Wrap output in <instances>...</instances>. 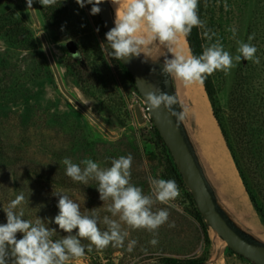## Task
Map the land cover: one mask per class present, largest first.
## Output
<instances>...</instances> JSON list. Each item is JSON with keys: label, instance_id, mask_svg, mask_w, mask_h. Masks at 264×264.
I'll return each mask as SVG.
<instances>
[{"label": "rangeland", "instance_id": "374dc122", "mask_svg": "<svg viewBox=\"0 0 264 264\" xmlns=\"http://www.w3.org/2000/svg\"><path fill=\"white\" fill-rule=\"evenodd\" d=\"M34 6L40 26L27 9L26 0H0V224L6 223L3 209L21 193L25 202L19 208L24 210V219L33 223L41 219L47 227L56 229L54 239L68 233L54 223L59 214V198L52 195L53 191H62L79 203L82 214L91 215L95 209L101 220L105 215L111 216L107 212L111 200H100L98 182L89 180L87 185L73 182L66 176L62 160L69 157L79 164L83 159H92L101 168H109L112 159L131 153L130 182L145 195H151L149 176L174 180L180 196L173 203L179 210L154 203L153 211L167 209L170 213L168 223L158 229L155 237L146 230L122 225L129 231L124 247L109 245L98 252L93 246L88 251L90 242L85 239L81 241L85 256L70 264H162L166 255L203 256L205 264H252L232 253L223 240L217 247L210 228V236L206 234L186 187L174 175L170 152L158 139L151 119L148 116L145 121H138L135 106L143 105V99L128 74L108 56L111 49L100 15H91V5L80 8L76 0H58L56 5L46 8L34 0ZM57 6L65 10L64 18L60 26L51 28L46 15ZM112 8L116 15L113 5ZM198 15L205 25L200 28L203 46L208 45L203 32L210 29L217 34L213 42L219 38L224 50L233 57L238 54V41L249 43L248 36L255 34L250 43L259 50L264 71V0H210ZM229 28L237 30L234 38ZM42 32L68 89L114 135L102 130L63 93L47 57ZM102 43L105 51L101 49ZM156 47L153 44L145 50ZM241 62L242 59L234 61L236 66L227 75L217 71L209 76L221 115L232 107L240 68L244 69ZM255 166L256 195L264 211V158ZM251 203L264 223L252 200ZM172 222L175 227L169 228ZM98 227L107 230L103 223ZM77 232L74 229L72 234ZM20 238L22 234L17 233V239ZM153 238L159 241L155 246L149 243ZM133 239L137 244L129 253L127 244Z\"/></svg>", "mask_w": 264, "mask_h": 264}, {"label": "clouds", "instance_id": "9594fccd", "mask_svg": "<svg viewBox=\"0 0 264 264\" xmlns=\"http://www.w3.org/2000/svg\"><path fill=\"white\" fill-rule=\"evenodd\" d=\"M38 2L46 8L56 5L58 0ZM104 2L105 0H76L80 8L86 4L91 5L90 14L93 16L101 12L100 5ZM33 3L34 0H26L27 9L32 10ZM110 3L115 7V26L105 36L111 49L108 56L112 59L121 61L138 58L141 53L146 59L151 58L145 49L156 44L160 50L166 48L173 54L169 59L160 51L159 56H164L161 75L167 74L181 81L185 87L202 85L207 77L217 71L227 75L241 59L254 64L260 63L259 57L256 56L258 49L250 43L255 34L248 36L249 43L238 41V54L234 57L224 50L219 38L213 42L217 34L210 29L203 32L208 45L204 47L201 55L195 56L190 52L185 54L177 50L181 36L190 35L194 27L205 26L198 15L199 0H110ZM224 8L225 11L229 10L226 2ZM227 30L233 33L234 38L237 30ZM104 44H101L102 51H105ZM145 100L150 110H157L163 105L178 121L185 118L187 110L183 109V106L180 112L175 110L174 106L179 103L176 95L163 91L158 94L149 92ZM62 163L66 176L73 182L85 185L89 180L98 182L100 200H111L107 207L111 216L105 215L101 220L95 209L91 210V215L82 214L79 203L62 191H53L52 195L59 198V214L54 218V223L68 233L61 239H54L56 229L47 227L39 218L35 223L24 219V210L19 208L25 202L21 193L3 209L6 213V223L0 224V264H70L71 261L85 256V246L81 242L85 239L90 242L87 245L88 251H92L93 246L98 252H102L109 245L124 247L129 231L122 228V225H127L132 230H146L155 237L158 229L168 223L170 213L167 209L153 211L154 203L179 210L173 203L180 196L174 180L149 176L151 195H145L140 187L130 182L133 163L131 153L112 159L109 168H101L99 163L92 159H83L77 164L71 158L65 157ZM100 223H103L107 230L101 231L98 227ZM168 226L173 228L175 223H169ZM74 229H78L75 235L72 234ZM17 233H21L22 238L17 239ZM158 242L155 238L149 241L153 246ZM136 244V240H129L126 250L131 253Z\"/></svg>", "mask_w": 264, "mask_h": 264}, {"label": "water", "instance_id": "95a60500", "mask_svg": "<svg viewBox=\"0 0 264 264\" xmlns=\"http://www.w3.org/2000/svg\"><path fill=\"white\" fill-rule=\"evenodd\" d=\"M100 7L101 12L99 15L107 33L115 26L114 11L110 0H105ZM30 11L35 23L40 26V19L34 3ZM41 39L63 93L102 130L109 135H114L112 130L68 89L49 41L43 32L41 33ZM160 51L164 52L169 58L167 49L161 48L160 50L157 45L155 50H145L152 59L155 60L157 58L155 61L151 58L146 59L143 53L138 58L132 57L131 59L121 60L132 74L143 99V105L138 103L135 106L138 121H145L149 116L154 123L171 154L173 162L182 175L183 181L192 193L198 210L204 218L205 223L213 231L214 236L220 237L228 247L248 258L253 263L264 264V241L248 229L242 227L230 213L226 204L220 200V197L211 185L210 177L188 127L186 116L184 120L178 121L163 105L157 110H150L146 103V95L149 92H156L158 94L160 91H163L169 95H176L179 103L174 106L175 110L177 112L182 110V104L179 100L174 79L167 74L161 75L164 56H159Z\"/></svg>", "mask_w": 264, "mask_h": 264}, {"label": "trees", "instance_id": "16d2710c", "mask_svg": "<svg viewBox=\"0 0 264 264\" xmlns=\"http://www.w3.org/2000/svg\"><path fill=\"white\" fill-rule=\"evenodd\" d=\"M209 1L210 0H199L198 13L202 12L205 3ZM64 13L65 10L59 6L54 8L50 13H47L46 20L48 25L51 28L60 26L59 24H61V21L64 18ZM187 40L192 54L195 56L201 55L204 50V46L200 28L194 27L191 34L187 36ZM258 54H260L259 50L256 53V56L260 59L259 64H254L251 61L242 59L241 65L244 69L240 68V79L238 86H236V89L233 92L232 107H230L228 111H225L224 114H220L212 79L207 77L204 81V85L211 100L214 115L222 130L226 144L232 154L239 174L243 179L244 186L256 210L264 219V211L259 205L258 197L256 195V185H258L257 180L254 182L256 176L255 174L257 173L255 165L259 163L260 159L264 158V71L261 69L263 64V62H261L262 57ZM117 63L120 68L128 74L133 83H135V80L128 68L121 61H117ZM152 124L158 139L164 145L166 150H168L153 122ZM171 163L175 177L180 184L186 187V193L194 206L195 214L202 220L205 232L209 237V226L203 220V217L194 201L193 195L183 181L182 175L178 171L172 157ZM228 249L232 253L248 260V258L237 253L232 248L228 247ZM248 261L255 264L251 260ZM205 263L206 258L198 255H166L162 257V264Z\"/></svg>", "mask_w": 264, "mask_h": 264}, {"label": "bare ground", "instance_id": "6f19581e", "mask_svg": "<svg viewBox=\"0 0 264 264\" xmlns=\"http://www.w3.org/2000/svg\"><path fill=\"white\" fill-rule=\"evenodd\" d=\"M177 50L192 54L187 36L179 38ZM172 57L173 54L169 52V59ZM173 79L183 109L187 110L185 115L187 124L210 177L212 187L240 225L264 241V223L251 203L214 115L204 83L185 87L181 81ZM214 238L218 247L222 239L218 236Z\"/></svg>", "mask_w": 264, "mask_h": 264}, {"label": "built area", "instance_id": "2783aa9c", "mask_svg": "<svg viewBox=\"0 0 264 264\" xmlns=\"http://www.w3.org/2000/svg\"><path fill=\"white\" fill-rule=\"evenodd\" d=\"M180 192V191H179Z\"/></svg>", "mask_w": 264, "mask_h": 264}]
</instances>
